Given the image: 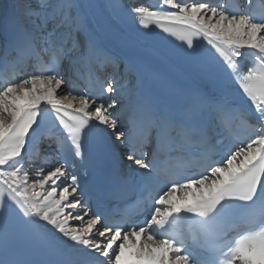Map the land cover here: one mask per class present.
<instances>
[{
  "label": "snow or ice",
  "instance_id": "6c2138e0",
  "mask_svg": "<svg viewBox=\"0 0 264 264\" xmlns=\"http://www.w3.org/2000/svg\"><path fill=\"white\" fill-rule=\"evenodd\" d=\"M238 12L234 3L225 10L201 0H161L131 11L120 0H21L3 46L37 67L0 86V264H264V0H248V14ZM152 25L177 36L183 51L143 48L137 33ZM115 37L121 54L109 47ZM200 39L209 54L197 51ZM177 62L208 87H186L172 71ZM65 64L123 65L131 79L101 84L97 99L111 93L110 102L96 104L79 90L58 98ZM237 97L249 105L242 115L250 136L213 160L212 129L240 114ZM48 109L73 157H83L82 140L94 126L109 133L97 136L96 168L118 173L116 141L126 159L140 157L122 181L135 184L137 201L119 220L90 206L67 157L62 166L37 169L27 184L24 164L43 138ZM187 164L201 167L198 178L183 177ZM46 185V194L36 191ZM89 213L86 226L69 227ZM188 221L199 229H183ZM94 229L103 240L93 238ZM230 232L235 238L227 239Z\"/></svg>",
  "mask_w": 264,
  "mask_h": 264
},
{
  "label": "bare ground",
  "instance_id": "6f19581e",
  "mask_svg": "<svg viewBox=\"0 0 264 264\" xmlns=\"http://www.w3.org/2000/svg\"><path fill=\"white\" fill-rule=\"evenodd\" d=\"M4 1L5 0H0V6L4 3ZM20 2H21V0H19ZM65 86H66V83L64 84V85H62L61 86V88L60 89H58L57 90V92H56V96L59 98V97H63L64 95H65V93H66V88H65ZM28 87H31V85H29ZM37 87L39 88L40 86L39 85H37ZM41 91H43V89H41ZM106 102H110V100L108 99V100H106ZM78 104H79V101H78ZM45 169V168H44ZM45 170H48V169H45ZM45 173H46V171H45ZM29 182L30 181H27V184H29ZM30 186V185H29ZM36 191H42V189L41 188H39V187H37L36 188ZM31 194V189L29 190V195ZM67 213V212H66ZM89 218L88 217H84V223H86V221L88 220ZM69 227H71V228H75L74 226H72V225H69ZM94 230H96V229H94ZM94 230H93V232H94Z\"/></svg>",
  "mask_w": 264,
  "mask_h": 264
}]
</instances>
